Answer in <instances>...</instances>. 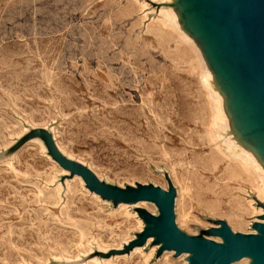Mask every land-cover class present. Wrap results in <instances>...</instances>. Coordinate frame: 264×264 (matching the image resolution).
Masks as SVG:
<instances>
[{
	"label": "rangeland",
	"instance_id": "obj_1",
	"mask_svg": "<svg viewBox=\"0 0 264 264\" xmlns=\"http://www.w3.org/2000/svg\"><path fill=\"white\" fill-rule=\"evenodd\" d=\"M162 4L0 0V264H188L158 255L153 239L126 253L144 228L139 212L156 216L155 206L91 193L55 164L44 134L106 185L168 192L170 183L187 236L222 243L208 234L219 221L256 235L254 216L235 230L206 210L211 195L198 188L214 177L192 167L207 152L205 99L185 58L156 36Z\"/></svg>",
	"mask_w": 264,
	"mask_h": 264
},
{
	"label": "water",
	"instance_id": "obj_2",
	"mask_svg": "<svg viewBox=\"0 0 264 264\" xmlns=\"http://www.w3.org/2000/svg\"><path fill=\"white\" fill-rule=\"evenodd\" d=\"M177 4L185 6L213 65L242 111L248 131L262 139L264 147V0H178ZM44 137L53 161L69 178H81L86 189L102 200L114 206L142 202L155 206L156 216L139 212L144 228L125 248L126 253L153 239L152 244L160 246L158 255L164 251L188 255V264H234L243 259L264 264V214L259 217L263 223L253 225L256 235L234 234L219 221L208 234L222 243L187 236L174 223L175 191L170 183L168 192L152 186L122 190L105 185L87 167L66 159L48 135Z\"/></svg>",
	"mask_w": 264,
	"mask_h": 264
},
{
	"label": "bare ground",
	"instance_id": "obj_3",
	"mask_svg": "<svg viewBox=\"0 0 264 264\" xmlns=\"http://www.w3.org/2000/svg\"><path fill=\"white\" fill-rule=\"evenodd\" d=\"M159 1H163L161 6L164 9L159 11L154 23L156 36L162 44L171 45L172 42L176 56L185 58L186 66L195 76L200 93L205 99L206 118L202 121L203 135L199 138V146L207 152L194 156L192 167L214 177L211 185L198 188L199 192H208L211 195L207 199L206 210L211 215L225 217L235 230L246 228L249 225L248 219L253 216L257 220L254 223H263L259 218L264 214L263 140L248 131L242 119V111L213 65L205 43L191 16L185 11V6L178 5V0ZM198 179L201 181L199 175ZM251 196H254V201ZM120 209L129 215L127 207L122 206ZM153 252L154 249L148 257ZM246 260L249 261L248 264L251 263L250 259ZM246 260L239 261V264H247Z\"/></svg>",
	"mask_w": 264,
	"mask_h": 264
}]
</instances>
